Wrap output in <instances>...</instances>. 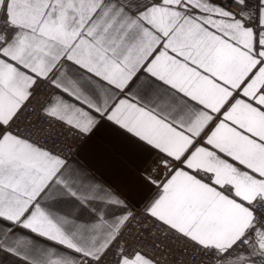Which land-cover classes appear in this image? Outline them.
Listing matches in <instances>:
<instances>
[{"label": "snow or ice", "instance_id": "obj_1", "mask_svg": "<svg viewBox=\"0 0 264 264\" xmlns=\"http://www.w3.org/2000/svg\"><path fill=\"white\" fill-rule=\"evenodd\" d=\"M104 129L155 155L121 187ZM0 257L264 264V0H0Z\"/></svg>", "mask_w": 264, "mask_h": 264}, {"label": "crops", "instance_id": "obj_2", "mask_svg": "<svg viewBox=\"0 0 264 264\" xmlns=\"http://www.w3.org/2000/svg\"><path fill=\"white\" fill-rule=\"evenodd\" d=\"M69 159L84 162L77 154ZM154 159L150 149L138 148L123 141L109 129L102 130L93 138L87 153V161L94 166L98 177L116 187H121L129 179V174L135 173L138 168L150 166ZM2 262L3 257H0V264Z\"/></svg>", "mask_w": 264, "mask_h": 264}, {"label": "built area", "instance_id": "obj_3", "mask_svg": "<svg viewBox=\"0 0 264 264\" xmlns=\"http://www.w3.org/2000/svg\"><path fill=\"white\" fill-rule=\"evenodd\" d=\"M43 97H40L38 100L34 101V104H36L37 107H39V102L42 100ZM31 118H35L34 114H30ZM59 141L63 145V151L65 155L68 156V158H73L76 156L78 150L80 149V145H82L83 141L81 139H78L76 137H73L71 134H69L67 131H64L59 136ZM134 212L139 214L140 209H135ZM142 222V216L140 217Z\"/></svg>", "mask_w": 264, "mask_h": 264}]
</instances>
